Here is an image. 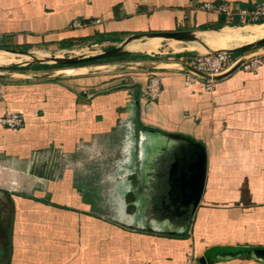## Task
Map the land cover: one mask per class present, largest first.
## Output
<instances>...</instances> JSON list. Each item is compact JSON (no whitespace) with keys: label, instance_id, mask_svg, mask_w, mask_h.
<instances>
[{"label":"crops","instance_id":"obj_1","mask_svg":"<svg viewBox=\"0 0 264 264\" xmlns=\"http://www.w3.org/2000/svg\"><path fill=\"white\" fill-rule=\"evenodd\" d=\"M201 1L264 2L0 0V47L67 52L213 28L221 15ZM224 26L223 40L206 41L239 45L263 32ZM190 53L126 59L150 65L137 69L0 66L15 70L0 77V116L25 118L18 130L0 124V264H182L190 251L213 264H264V64L253 73L239 66L206 91L185 82ZM19 57L0 52L2 62ZM151 73L162 79L156 100L145 97ZM198 144L206 180L194 209L183 177ZM93 164L128 178L79 182Z\"/></svg>","mask_w":264,"mask_h":264},{"label":"water","instance_id":"obj_2","mask_svg":"<svg viewBox=\"0 0 264 264\" xmlns=\"http://www.w3.org/2000/svg\"><path fill=\"white\" fill-rule=\"evenodd\" d=\"M264 23V22H263ZM260 24V23H257ZM225 26H222L220 28H206L199 30H170V31H152V32H145V33H137V34H131L124 38L118 45L107 48L105 50H93L90 55H81V56H62L54 54L48 59H42V56H39L43 52H35L33 50L28 49H17V48H2L0 47V50H5L10 53H14L17 55H28L30 58L28 60L23 61H12L11 63H2L0 66L3 67H11L12 69L16 68H22L27 67L32 64H47V63H54L58 65H75L82 62H91L96 61L100 59H106V58H114L118 56H122L128 53H133L131 49H127L126 47L128 44L135 40H141L142 42H146L150 40L151 38L155 37H162L163 39H174L178 41H184L189 43H196L198 48H203L205 51H193V53L196 54H207V53H229V54H235L241 52V54L232 62L231 65H229L225 70L222 72L215 74L213 77L215 79H220L222 77H225L232 73L234 70H236L244 61L247 59L259 55L261 53H264V36L261 38H258L254 41H248L243 44L239 45H219V46H212L210 45L206 39H205V32L207 31H220ZM141 42V43H142ZM197 48V49H198ZM245 51V52H244ZM150 65L148 64H142V63H136V62H129V63H123V64H113L112 66L108 64L102 65L100 70H110L113 68H148ZM152 66V65H151ZM155 66V65H153ZM16 67V68H14ZM157 67V66H155ZM184 69L188 72H192L196 74L197 76L208 79L210 78V74L200 72L191 66H184ZM89 69L88 71H90ZM15 70H9L7 72H0V77L2 76H12L13 72ZM17 71V70H16ZM55 74V73H54ZM59 74V73H58ZM200 148V153L197 155L196 159L192 161V163L187 164V167L189 168V173H186V175L183 177L184 185L187 188V195L190 197L193 203V208H197L204 187H205V180H206V152L202 145L198 144ZM203 262H206V258L200 259Z\"/></svg>","mask_w":264,"mask_h":264},{"label":"built area","instance_id":"obj_3","mask_svg":"<svg viewBox=\"0 0 264 264\" xmlns=\"http://www.w3.org/2000/svg\"><path fill=\"white\" fill-rule=\"evenodd\" d=\"M200 9L217 12L225 16L230 21L238 20L239 23H255L264 19V2H258L251 7H239L228 2L201 1L198 6ZM100 20H97L99 22ZM83 23L75 21L73 26H82ZM236 57L229 53H207L192 54L186 57V62L192 68L210 74V78L204 79L192 72L186 73L185 82L188 86L202 83L206 91H212L217 79L213 76L225 70ZM264 64V55L253 56L244 61L240 68L245 72H255ZM163 92L162 79L157 73H151L148 79L145 97L156 100ZM25 118L22 113L8 112L0 116V124L13 130H18L24 125ZM40 155V154H39ZM42 155V154H41ZM182 264H213L209 261L203 262L190 251Z\"/></svg>","mask_w":264,"mask_h":264},{"label":"rangeland","instance_id":"obj_4","mask_svg":"<svg viewBox=\"0 0 264 264\" xmlns=\"http://www.w3.org/2000/svg\"><path fill=\"white\" fill-rule=\"evenodd\" d=\"M160 40L161 41H160V45L158 46V48L154 51H151V52H146V51L137 50V49L133 48L134 44L141 43L142 42L141 40H135V41L131 42L130 44H128V46L126 48L134 50V51H132L133 54L140 52V53H148L152 56L153 55L154 56H173V55H176V54L181 53V52H193V51L203 52V51H205L203 48H198V49L193 48V47L197 46L196 43H192L189 45L188 44L189 42L178 41V40H174V39H163L162 38ZM174 43H175V45H174ZM116 45H118V43ZM109 46L110 45L107 44L104 46L91 47V48H87V49H81L82 47H75V48H73V50L67 51V52L55 50V51L47 52V53L50 54L51 56H53L54 54L62 55V56L90 55L92 53L91 51H93V50H98V51L105 50ZM179 46H180V48H179ZM43 53H46V52H43ZM39 56H42V54H40ZM20 58L22 59L23 57H19L18 59H20ZM126 61H127L126 58H124V59H111V60L105 61V63H108V65L112 66L113 64H123ZM55 65L56 64H54V63L37 64L38 67L43 68V69H49V68L54 67ZM96 157L97 156L94 155L93 158L90 159L89 161H94V160L101 161V159H99L98 157H97L98 158L97 159ZM93 163H95V162H93ZM95 164L88 166L89 167L88 170L89 169L90 170L87 171L86 174L81 173L82 175L79 176V182L92 183V184L93 183L107 184L109 182H122L124 179L128 178V175L122 176V174H120L121 178H118V179L116 178L117 177L116 175H106L104 173L102 175L101 172H99V170L97 171V169L95 168ZM106 165H107V163H106ZM122 178H124V179H122ZM103 193L105 196V195L109 194L110 192L103 190Z\"/></svg>","mask_w":264,"mask_h":264},{"label":"bare ground","instance_id":"obj_5","mask_svg":"<svg viewBox=\"0 0 264 264\" xmlns=\"http://www.w3.org/2000/svg\"><path fill=\"white\" fill-rule=\"evenodd\" d=\"M263 25V28H261V31H263L261 34H259L257 37L255 38H252L250 40H246V41H243L241 44L245 43V42H248V41H254V40H257L258 38H261L264 36V23H260ZM248 26V25H247ZM234 28V27H233ZM247 29V28H246ZM241 31V30H240ZM227 32H229V30L227 28H223L222 30L220 31H207L205 32V38L209 39V40H212L211 38H215L218 39V40H223L225 38V36L227 35ZM235 32V31H234ZM258 32V31H257ZM160 39H162V37H155V38H151L150 40L146 41V42H142V43H139L135 46H133V48H140V49H147L149 51H154L157 49V47L160 45ZM177 42V41H176ZM234 42V41H233ZM209 43V42H208ZM189 45L192 44V43H188ZM210 44V43H209ZM234 44V43H233ZM175 45V43H174ZM212 45V44H210ZM228 45V44H226ZM212 46H219V45H212ZM224 46V45H223ZM192 47V46H191ZM180 48V46H179ZM185 48V47H184ZM195 49L198 48V46H195L193 47ZM174 49V48H173ZM179 50V49H178ZM0 52H4L6 54H13V55H16V56H20V57H25L24 59L20 58V59H17V60H7L5 62H2L0 61V63H9V62H12V61H23V60H28L29 59V56L28 55H17V54H14V53H10V52H7L5 50H0ZM50 58V55L48 53H42V59H48Z\"/></svg>","mask_w":264,"mask_h":264},{"label":"trees","instance_id":"obj_6","mask_svg":"<svg viewBox=\"0 0 264 264\" xmlns=\"http://www.w3.org/2000/svg\"><path fill=\"white\" fill-rule=\"evenodd\" d=\"M263 22H264V19L259 20V21L255 22V23H263ZM237 23H239L238 20H234V22H229V21H227L225 16L221 15L219 17V21L216 24H214L213 26H211V27L220 28V27H222V26H224L226 24L235 25ZM205 28H207V27H205ZM240 53L241 52L235 53V54H232V55H233V57H236V56H239ZM192 54H194V53L191 52L190 55H192ZM182 55H184V54H181V53L176 54V56H178V57H181ZM149 57H152V56H150L149 54H142V53H140V54L139 53H135V54L128 53V54H125V55H122V56H118V57H114V58L100 59V60L91 61V62H82L80 64H88V63H94V62L104 63L105 61H108V60H111V59H124V58H126L128 60H138V59L149 58ZM14 68H16V67H14Z\"/></svg>","mask_w":264,"mask_h":264},{"label":"flooded vegetation","instance_id":"obj_7","mask_svg":"<svg viewBox=\"0 0 264 264\" xmlns=\"http://www.w3.org/2000/svg\"><path fill=\"white\" fill-rule=\"evenodd\" d=\"M185 214H188V213H185Z\"/></svg>","mask_w":264,"mask_h":264}]
</instances>
